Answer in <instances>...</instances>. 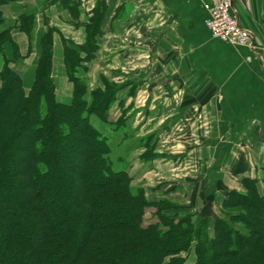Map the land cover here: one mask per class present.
<instances>
[{
    "label": "trees",
    "instance_id": "1",
    "mask_svg": "<svg viewBox=\"0 0 264 264\" xmlns=\"http://www.w3.org/2000/svg\"><path fill=\"white\" fill-rule=\"evenodd\" d=\"M23 1L0 0V264H186L190 253L195 264H264V182L260 190L246 179L243 191L228 192L210 226L180 215L184 207L149 202L127 171L114 170L110 141L90 117L109 123L120 87L104 81L89 90L83 76L98 51L99 9L81 45L64 39L41 11L44 32L26 88L12 66L31 55L39 11L23 5L11 23L4 14ZM60 4L77 21V4ZM13 32L28 40L25 56ZM55 34L72 87L67 104L56 95ZM147 140L141 159L152 160ZM148 209L156 221L146 226Z\"/></svg>",
    "mask_w": 264,
    "mask_h": 264
},
{
    "label": "crops",
    "instance_id": "2",
    "mask_svg": "<svg viewBox=\"0 0 264 264\" xmlns=\"http://www.w3.org/2000/svg\"><path fill=\"white\" fill-rule=\"evenodd\" d=\"M71 1L78 6L77 21L62 8L61 0H24L21 6L4 9L9 23L23 5L39 11L30 39L33 72L44 32L42 10L64 39L81 45L86 25L99 9L98 51L83 76L90 90L103 89L104 81L120 87L109 111V121L121 118L119 126L111 124L117 128L113 134L121 139L115 149L121 148L125 155L135 152L138 157L134 159L148 172L155 171L157 162L182 166V162L193 161L189 181L194 187L204 181L200 198L205 202L218 204L228 192L243 191L246 179L262 185L264 0H229L240 24L251 34L252 49L210 35L204 25V6L217 0ZM13 38L27 48L23 34L13 32ZM29 57L15 65L23 63L28 69ZM53 67L57 90L58 75L69 84L59 34L54 35ZM93 69H97L99 86L90 88ZM19 75L29 83V78ZM70 99L71 91L67 102ZM173 137L182 140H171ZM160 138L164 140L160 142ZM131 139L135 140L126 146ZM147 139L154 152L165 157L141 159ZM167 139L175 145L168 144L165 154L160 153L159 142ZM129 167L130 172L136 168L132 159Z\"/></svg>",
    "mask_w": 264,
    "mask_h": 264
},
{
    "label": "rangeland",
    "instance_id": "3",
    "mask_svg": "<svg viewBox=\"0 0 264 264\" xmlns=\"http://www.w3.org/2000/svg\"><path fill=\"white\" fill-rule=\"evenodd\" d=\"M18 44L20 47L21 54L25 56L26 55L25 43L22 44L18 41ZM32 59H35V57L34 56L29 57V60H27L26 62L27 68L29 67L28 69H25V67L23 68V66L25 65L23 63L19 65H15L14 67L12 66L17 73L22 74V76L29 78V83L27 79H24L25 86L26 84H30L32 81L33 69H30V64ZM96 72L97 69H93V75L90 78L91 80L90 88H95L99 86V81H98L99 75H97ZM56 79H57V83L59 84L56 90L58 91V94L56 93V95L60 102L62 101V103L67 104L69 103L67 102V100L69 99L70 96L71 86L67 84L64 79H60L59 75ZM59 80H62V82H60ZM110 121L113 122V119L111 118ZM90 122L94 128H96L102 135L106 136L110 141V145L112 146L110 159H111V163L113 164L114 170L127 171V173L132 176L131 177L133 179L132 186L143 188L146 198L149 202H157L162 199L170 203H173L175 205H178L180 207H184L185 209L183 211L182 210L180 211V215L183 216L191 215L197 221L199 218H205L209 222L210 226H212L214 220L219 218L218 205L221 203V201L218 204L211 203L209 201L205 202L204 199L200 198V195H203L202 193L205 187L204 181H202V183L197 187H194L191 181H189V177L191 176V173H194L193 161H189V162L179 161V164L180 162H182V166L181 165L173 166V164L167 165L164 163L157 162L156 167L155 165H154L155 168L153 167L155 171L148 172L145 170L146 167L143 168L140 166L138 162H136L135 159H137L136 157L138 156L135 152L130 155H125L122 152H120L121 148L115 149V145L118 146L121 139L113 134L114 132L113 126L102 123L93 116L90 117ZM173 138L174 139L171 140H175L178 142L182 140V138H176V137ZM134 140L135 139H131L129 141L130 143L125 145L129 147ZM162 140L164 139L163 138L159 139L160 142ZM160 142H159L158 150L160 153L165 154L166 146L169 144L168 139L163 144ZM170 145H175V144L170 143L169 146ZM168 156L169 155H167V157ZM161 157H165V156H163V154L160 155L157 154V156H155L154 159H152V161L159 160L161 159ZM131 159H132V165H135L136 167L132 172L129 171L130 168L129 164ZM179 181L180 183L178 184L177 182ZM259 189L260 190L262 189V185H259ZM153 211H154L153 209H148L146 211V215L144 218V225L147 226L156 221V219L152 214ZM186 264H195V257L193 253H190L188 255Z\"/></svg>",
    "mask_w": 264,
    "mask_h": 264
},
{
    "label": "built area",
    "instance_id": "4",
    "mask_svg": "<svg viewBox=\"0 0 264 264\" xmlns=\"http://www.w3.org/2000/svg\"><path fill=\"white\" fill-rule=\"evenodd\" d=\"M204 9V25L213 38L236 47L253 48L251 34L240 24L229 0H217Z\"/></svg>",
    "mask_w": 264,
    "mask_h": 264
}]
</instances>
